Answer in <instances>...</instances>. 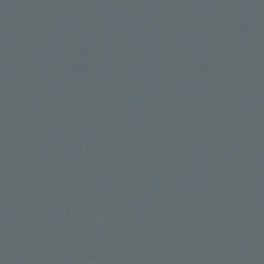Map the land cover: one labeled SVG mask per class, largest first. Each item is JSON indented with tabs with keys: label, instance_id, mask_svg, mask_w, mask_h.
<instances>
[{
	"label": "water",
	"instance_id": "95a60500",
	"mask_svg": "<svg viewBox=\"0 0 264 264\" xmlns=\"http://www.w3.org/2000/svg\"><path fill=\"white\" fill-rule=\"evenodd\" d=\"M0 264H264V0H0Z\"/></svg>",
	"mask_w": 264,
	"mask_h": 264
}]
</instances>
